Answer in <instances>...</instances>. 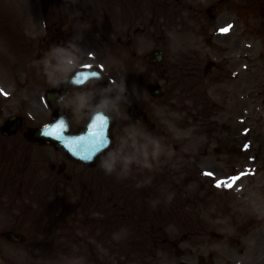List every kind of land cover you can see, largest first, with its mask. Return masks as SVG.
<instances>
[{
    "label": "rangeland",
    "instance_id": "1",
    "mask_svg": "<svg viewBox=\"0 0 264 264\" xmlns=\"http://www.w3.org/2000/svg\"><path fill=\"white\" fill-rule=\"evenodd\" d=\"M72 1L60 0V13H95L96 9L90 6L88 0H83L81 7L76 1V9L70 11L67 4ZM137 1L141 5L136 12L128 9V14H121L119 17L134 20V26L146 25L150 19L157 21L151 28L149 36H139L144 42V47H139L136 52L137 55L138 52L142 55L157 46L164 51L166 60L164 65L142 67L139 61L146 63V59L139 56L135 58L123 49L124 54L121 55L119 53L121 49H117L116 46L106 51L103 45L93 52L97 57L94 61L90 57L93 55L87 53L89 58L82 56L76 64L85 61L101 63L109 79L108 88L114 91L119 89L125 93L123 99L116 100L121 104L119 113L122 120L123 111L131 102L143 105L138 101L143 99L151 104V120L156 121L172 137L168 139L166 158L162 159L159 168L152 157L156 156L160 162L159 154L152 153L158 152L157 149H151L156 148L154 140L145 134L148 130L137 121L130 120L123 125L125 128L128 127L125 129L128 134L123 130L124 134L118 138L114 156L119 161L112 164L114 171L110 174L116 183L121 185L120 191L118 194L112 189L111 191L103 189L101 193L95 192L98 199L103 200L104 218L108 216V221L103 224L116 222L112 225L116 226L110 225V228H107L106 225H102L97 235L94 229L88 228L91 226L89 224L76 225L78 227L65 224L73 218L68 216L64 219L63 228L55 227L56 230L59 229L55 230L56 236L50 235L51 231L47 228H25L20 232L27 233V243L22 247L9 246L6 264H264V0ZM123 3L130 4L125 0L119 2L120 5L115 3L110 12L107 9L109 2L104 0L103 4H99V8L111 16L119 10L127 13ZM56 8L57 5H54L55 10ZM208 8H213L216 14L213 21L206 14ZM37 9H39L37 0L35 4L34 0H0V17L3 19L0 28V35L3 34L0 59L2 61L3 56V70L15 66L13 62L17 60L15 54H18L13 53L11 43L6 37L12 38L9 33L15 37L22 25L26 26L22 31L27 38L25 46L27 50L32 40L38 42L37 39H42L45 44L47 43L48 38L44 36L45 24L39 17ZM34 15L37 17L38 25L36 28L27 29ZM161 23L168 26L167 36L162 39L157 38ZM229 25L232 26L230 31L223 33L221 29ZM209 38L212 40L211 43H207ZM71 40L72 43L70 39L67 43L73 47L76 38ZM147 40H150V43H147ZM159 40L161 43L156 45ZM234 48H237L238 53L242 51L243 59H232L231 63V66L240 73L241 81L231 83L225 74L216 73L213 80L204 82L202 89L211 87L213 95L220 97L216 102L220 109L216 111L212 124L207 120L199 125L197 122L195 124L202 130L201 133L197 127L198 140L192 144L194 151L196 143L199 142L196 148L199 155L196 160L199 171L194 163L190 171H195V175L189 173V180L184 182L177 170L178 154L173 149L177 126L176 93L179 89L177 70L180 68L177 64L182 56L189 55L190 73L185 70L184 74L188 75L189 81H196V72L200 73L207 61L225 58ZM43 49L44 47L39 48V54L37 51L34 52L36 59L28 62L30 66L37 64L45 68L49 54H43ZM67 52L70 54V51ZM29 55L31 58L32 55ZM119 57L123 60L120 65ZM70 59V55L65 51H58L52 56V60L66 67L69 66ZM110 80L115 82L111 83ZM158 82L165 83L163 88L167 92V98L164 100L153 99L148 94V86ZM228 82L231 85L228 86ZM4 84L3 82V88L9 92L15 87ZM191 86L192 83L189 87ZM44 89L41 83L36 89V95L30 99L32 102H29V114L26 115L24 112L28 100L19 102L17 99H3V120L19 113L27 117L32 115L35 123L44 119L47 115L43 98ZM226 95H229V98ZM29 117L25 119L26 126L35 124L33 118ZM133 122L138 123L137 126H134ZM121 129L122 127L119 128V132ZM124 135L128 138L124 139ZM210 139L213 143L208 145ZM150 142H152L150 146L141 144L149 145ZM245 145L248 147L245 148ZM133 148L140 151L143 156L151 158L133 157ZM129 151L132 155L128 154ZM149 163L154 165L153 174H156L157 183L151 179L144 180L145 176L139 175ZM205 172L211 175L207 176ZM100 175L103 174L93 175L89 179L93 183L91 187L102 188ZM129 175L137 179L134 180V185L130 184L129 187L125 185L131 193L128 196L123 194L122 182L125 184ZM235 176H240V179L231 189L224 186L216 187L218 182H230V178ZM108 181L111 179L105 175L104 188L111 187ZM80 183L74 181L59 184L58 191H65L69 195L64 197L63 194L56 192L54 208L57 213L58 208L72 213L76 210L75 207L79 210L86 207L88 196L82 193L84 189ZM145 185L147 187L154 185L151 194L144 190ZM34 200L39 203L44 201L42 197ZM175 200L178 201L176 205ZM112 203L115 207H112ZM44 206L46 208L47 204ZM180 214L181 217H178ZM195 221L202 223L203 226L195 224ZM76 228H80L79 232H76ZM213 232L223 234L226 238L212 239ZM87 234L94 236L97 241H89L86 238ZM50 237H56V242ZM57 238L63 241L61 242L63 244L59 245L64 246L63 248L57 246ZM70 239L84 242L75 243V247L70 249L66 246L70 244ZM87 243L92 244L89 246ZM51 246L54 249H51ZM90 250V258L93 260L89 259ZM13 253L34 254V258L28 256L18 261L12 259ZM72 253L88 255L86 259L80 257L75 259L77 256L70 257ZM96 254L98 258L94 259Z\"/></svg>",
    "mask_w": 264,
    "mask_h": 264
},
{
    "label": "snow or ice",
    "instance_id": "2",
    "mask_svg": "<svg viewBox=\"0 0 264 264\" xmlns=\"http://www.w3.org/2000/svg\"><path fill=\"white\" fill-rule=\"evenodd\" d=\"M231 27L232 26L229 25L228 27L221 29V31L223 33H227L230 31ZM89 67L90 66H87V65L85 66L86 69ZM98 77H99V73H97L96 71H85L75 78L74 83L77 85H84L89 80L98 78ZM0 94L7 95V93H2V92H0ZM108 122H109V118L105 114L98 113L93 118L87 138L82 137L80 140L68 142L69 144H72V145H78L84 142L86 139H91L92 147L90 148V150L87 152L86 155L81 157L82 159L91 160L93 156H95L98 152L102 151L104 148L107 147L108 141L106 138L105 130L107 128ZM98 128L99 130H97ZM65 130H66V123L63 120L60 121L58 124H56L54 128L52 129V131H55L57 133H60L61 131H65ZM51 134L52 133L47 130L44 132V135L46 136L51 135ZM244 147L247 148L248 145H245ZM205 175H211V173H205ZM239 179H240V176L231 177L230 182H224V181L218 182L216 184V187L219 188L221 186H224L228 189H231L234 186L235 182Z\"/></svg>",
    "mask_w": 264,
    "mask_h": 264
},
{
    "label": "flooded vegetation",
    "instance_id": "3",
    "mask_svg": "<svg viewBox=\"0 0 264 264\" xmlns=\"http://www.w3.org/2000/svg\"><path fill=\"white\" fill-rule=\"evenodd\" d=\"M69 105L71 104L68 101ZM71 111L72 109L69 108ZM73 112V110H72ZM78 115H75L77 119ZM42 154V152H39ZM40 162L37 161L36 166L39 167ZM46 166L48 167L51 175L54 178H64L65 180H71L70 175L66 173L68 167H77L76 164L71 163L68 159H66L62 154H59L57 151H50L49 159L46 162ZM71 170V169H70ZM39 172H43L42 166L38 168ZM17 220V217L15 216ZM0 262L3 264V196L0 198Z\"/></svg>",
    "mask_w": 264,
    "mask_h": 264
},
{
    "label": "clouds",
    "instance_id": "4",
    "mask_svg": "<svg viewBox=\"0 0 264 264\" xmlns=\"http://www.w3.org/2000/svg\"><path fill=\"white\" fill-rule=\"evenodd\" d=\"M102 168L106 171V173L111 174L114 171L112 165L108 164L107 162L102 165Z\"/></svg>",
    "mask_w": 264,
    "mask_h": 264
},
{
    "label": "water",
    "instance_id": "5",
    "mask_svg": "<svg viewBox=\"0 0 264 264\" xmlns=\"http://www.w3.org/2000/svg\"><path fill=\"white\" fill-rule=\"evenodd\" d=\"M57 116H58V115H56V118H57ZM35 137H41V136H39V135L36 134V135L34 136V138H35ZM41 138H42V139H47V140H49L48 138H45V137H41Z\"/></svg>",
    "mask_w": 264,
    "mask_h": 264
}]
</instances>
